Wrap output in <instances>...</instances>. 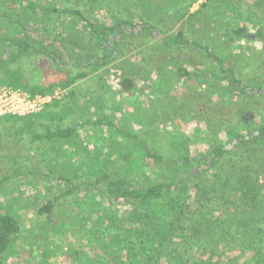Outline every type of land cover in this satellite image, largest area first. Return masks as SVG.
<instances>
[{"label":"trees","instance_id":"1","mask_svg":"<svg viewBox=\"0 0 264 264\" xmlns=\"http://www.w3.org/2000/svg\"><path fill=\"white\" fill-rule=\"evenodd\" d=\"M186 1L166 0V3H172L168 8L172 7L179 19L187 16L193 22L203 21L201 11L190 13L191 3L197 0H190L189 4ZM64 3L67 4L48 0H0V30L3 31L0 33V85L33 95L51 94L57 88L71 89L77 80L119 61L120 89L132 93L140 77L153 72L160 75L157 69L168 68L180 79L191 75L186 66H175L177 57L173 54L190 48L205 58L202 65L212 79L200 88L202 94L223 91L230 99L243 101L232 116L218 108L223 104L218 94L217 99H208L207 104L199 94L187 95L185 112L200 116L211 111V124L215 122L220 128L223 121L227 125L234 123L227 131V143L219 138L194 158L181 155L165 159L152 151L139 133H127L104 113L62 126L73 111V106L64 105L63 98L53 100L36 114L0 116V123H6L0 128V142L3 135L7 140L13 139L10 144L29 135L33 142L65 143L76 153L79 149L75 140L82 131L97 127L103 133H110L113 128L138 143L133 151L136 170L144 167L145 158L152 162L154 171L159 164L178 166L179 171L173 176L142 186H134L118 173L100 169L104 161L98 151L91 161L97 167L90 163L89 167L72 168L73 179H83L73 188L86 190L83 185L94 186L84 175L100 173L95 177L113 201H135L129 212L117 214L107 227L104 217L97 215L106 236L100 242V237L88 234L90 240L83 252L75 251L83 254L79 257L84 256L77 264H239V261L264 264V87L245 84L208 45L190 40L183 31L167 33L147 18L151 16L154 0H65ZM255 4L264 13V0H255ZM87 7L100 17L87 15ZM247 32V27L242 26L226 28L223 35L244 39ZM256 38L264 40V34L260 32ZM166 52L169 56L165 58ZM207 61L214 66L210 68ZM37 74L48 78L30 86V78ZM194 74L201 75L198 71ZM70 91L69 96H74L75 89ZM257 116L258 124L252 120ZM38 124L43 133L35 130ZM213 127L209 130L218 135L219 131ZM209 130L206 128L205 133ZM229 143L237 151L230 150ZM60 155L57 152L51 159ZM190 159L195 162L193 167L184 166ZM60 178L66 179L62 175ZM65 181L73 182L70 178ZM5 197L9 198L8 202L12 200ZM10 203L0 201V264L21 230ZM53 206L54 201L49 200L39 212L50 217ZM75 233L72 229L69 234ZM231 251H238L235 258L227 256Z\"/></svg>","mask_w":264,"mask_h":264},{"label":"rangeland","instance_id":"2","mask_svg":"<svg viewBox=\"0 0 264 264\" xmlns=\"http://www.w3.org/2000/svg\"><path fill=\"white\" fill-rule=\"evenodd\" d=\"M48 1L60 5L67 4L64 3L65 0ZM189 1L186 3L189 4ZM239 2L242 3L239 5ZM154 4L150 9L151 16L146 17L156 22L165 32L183 31L190 40H198L201 44L208 45L245 84L264 87V40L256 38L260 32L264 34V13L259 11L255 0L194 1L190 5V13L201 11L204 19L200 22H193L187 16L179 19L172 7L168 8L172 3H166V0H154ZM85 12L90 17L98 16L90 7H87ZM242 26H246L248 31L244 39L223 35L226 28ZM2 32L0 30V33ZM173 54L177 57L175 66H186L191 75L180 79L168 68L157 69L160 70V75L157 76L153 72L142 77L143 79L140 77L136 83L137 88L132 93H126L120 89L119 61H115L99 71L89 73L86 78L77 80L71 89H55L53 92L57 91V100L63 98L66 107L73 106V111L62 126L91 117L97 118L99 113H104L119 123L127 133H139L152 151L165 159H175L181 155L194 158L219 138L227 143V131L234 127L231 126L234 123L227 125L223 121V128H220L213 121V127L209 120L211 111L200 116L187 113L183 107L184 99L193 92L199 94L202 102L207 104L208 99L215 100L220 95L223 104L218 105V108L232 116L243 101L232 100L229 94H224L223 91L216 93L212 89L202 94L200 88H204L207 81H212L202 65L203 61H206L205 58L190 48L174 51ZM168 56L169 52H166L165 58ZM196 60L199 61L194 63ZM207 62L210 63V68L214 66L212 62ZM195 71L201 75L196 76ZM45 77L41 74L31 77L30 86L41 84ZM74 89L75 95L69 96L70 90ZM51 102L36 113L43 111ZM252 120L258 124L260 119L257 116ZM4 124L6 123H0V128H3ZM210 127L219 131V134H213L209 130ZM206 128L208 133H205ZM35 130L44 132L39 124L35 125ZM111 130L110 133H103L94 127L82 131L75 140L79 149L76 153H72L67 144L56 140L33 142L29 135H25L10 144L13 140L11 137L8 140L5 135L1 137L0 181L5 176L9 177L0 183V201L7 204L11 202V212L21 226L11 248L3 255V264H77L81 257L79 255L83 254H75V251L77 249L83 252L82 249L90 240L88 234L100 237L101 242L106 236L103 233L104 226L107 227L117 214L120 216L125 211H130L135 201H113L95 177L101 175L100 173L88 172L84 175L90 183H95L94 186L83 185L86 190L73 188L83 179H73L72 168L81 169V165L89 167L90 163L97 167L96 162H91L97 151L100 159L104 161L100 169L118 173L134 186L150 184L158 179L173 176L179 171L178 166L175 168L168 164H159L154 171L152 162L147 161V158L145 163L143 161L144 167L140 171L136 170V154L133 151L138 143L121 136L113 128ZM228 148L233 152L237 151L231 143ZM57 152H61V155L51 159ZM194 164L192 159L184 162V166L188 167H193ZM61 175L73 182L68 184L66 179L61 180ZM192 180L193 178L190 179ZM6 195L12 197L10 202ZM49 200L54 201L50 217L47 213L39 212ZM93 213L95 215H92ZM97 215L104 217V226L99 224ZM67 223L70 225L67 226ZM72 229L76 231L74 235L69 234ZM43 245H46V250ZM42 254H45L43 258ZM237 254L238 251H231L227 256L235 258ZM95 255L96 253L93 256ZM70 257L73 258L72 261ZM82 258L84 256L81 260ZM239 264H242V261H239Z\"/></svg>","mask_w":264,"mask_h":264},{"label":"built area","instance_id":"3","mask_svg":"<svg viewBox=\"0 0 264 264\" xmlns=\"http://www.w3.org/2000/svg\"><path fill=\"white\" fill-rule=\"evenodd\" d=\"M57 96V91L46 95H33L19 88L0 86V116L7 114L25 116V113L27 115L36 113Z\"/></svg>","mask_w":264,"mask_h":264}]
</instances>
